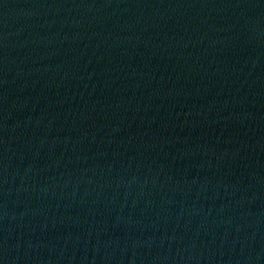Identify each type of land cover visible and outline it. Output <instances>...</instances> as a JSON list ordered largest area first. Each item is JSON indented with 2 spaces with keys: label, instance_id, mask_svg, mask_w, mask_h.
I'll return each instance as SVG.
<instances>
[{
  "label": "water",
  "instance_id": "obj_1",
  "mask_svg": "<svg viewBox=\"0 0 264 264\" xmlns=\"http://www.w3.org/2000/svg\"><path fill=\"white\" fill-rule=\"evenodd\" d=\"M0 264H264V0H0Z\"/></svg>",
  "mask_w": 264,
  "mask_h": 264
}]
</instances>
